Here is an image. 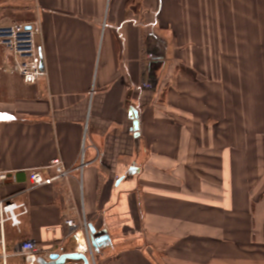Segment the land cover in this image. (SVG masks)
Masks as SVG:
<instances>
[{"label":"crops","instance_id":"obj_1","mask_svg":"<svg viewBox=\"0 0 264 264\" xmlns=\"http://www.w3.org/2000/svg\"><path fill=\"white\" fill-rule=\"evenodd\" d=\"M35 21L47 79L0 46V197L29 209L7 264L27 240L47 260L264 264V0H0V25ZM56 158L72 174L31 188Z\"/></svg>","mask_w":264,"mask_h":264},{"label":"built area","instance_id":"obj_2","mask_svg":"<svg viewBox=\"0 0 264 264\" xmlns=\"http://www.w3.org/2000/svg\"><path fill=\"white\" fill-rule=\"evenodd\" d=\"M41 35V24L38 21L32 23L13 22L0 25V46L12 53L15 57L14 72L18 74L27 85H36L42 79H47V71L42 68V55L38 44ZM154 59V55H149ZM83 165V164H82ZM60 158L54 159L48 166L29 171L31 188L51 186L56 181L65 179L72 174ZM8 172L0 171V187L8 178ZM29 212L26 203H16L0 197V264H7L5 223L9 222L14 227L22 223L21 216ZM69 227L75 225L74 220H66ZM21 255L25 264H40V257L48 258V254L35 242L27 240L21 244Z\"/></svg>","mask_w":264,"mask_h":264},{"label":"water","instance_id":"obj_3","mask_svg":"<svg viewBox=\"0 0 264 264\" xmlns=\"http://www.w3.org/2000/svg\"><path fill=\"white\" fill-rule=\"evenodd\" d=\"M155 65H159V63H155ZM42 68L44 67L43 63L41 64ZM130 115L134 119V127L133 130L136 132V136L139 135L140 122H139V114L135 109L130 110ZM90 237L89 241L92 248L95 251H99V248L106 245L111 241V238L107 232V230L96 231V229L90 225ZM40 264H90L89 258L85 252H76V253H66V254H57L53 253L49 256V259H39Z\"/></svg>","mask_w":264,"mask_h":264},{"label":"rangeland","instance_id":"obj_4","mask_svg":"<svg viewBox=\"0 0 264 264\" xmlns=\"http://www.w3.org/2000/svg\"><path fill=\"white\" fill-rule=\"evenodd\" d=\"M92 248V247H91ZM93 249V248H92ZM89 252V251H88ZM93 252H94V249H93ZM90 253V252H89ZM91 254V253H90ZM40 258H43V257H40ZM44 259V258H43ZM15 260H16V263L17 264H25V261L23 260V258L22 257H16L15 258Z\"/></svg>","mask_w":264,"mask_h":264}]
</instances>
